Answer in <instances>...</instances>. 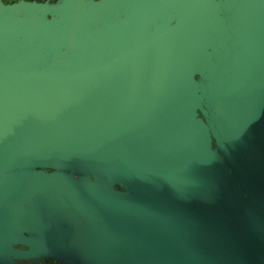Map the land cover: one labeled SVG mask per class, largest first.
Returning a JSON list of instances; mask_svg holds the SVG:
<instances>
[{"label":"water","instance_id":"obj_1","mask_svg":"<svg viewBox=\"0 0 264 264\" xmlns=\"http://www.w3.org/2000/svg\"><path fill=\"white\" fill-rule=\"evenodd\" d=\"M264 264V0L0 4V262Z\"/></svg>","mask_w":264,"mask_h":264},{"label":"rangeland","instance_id":"obj_2","mask_svg":"<svg viewBox=\"0 0 264 264\" xmlns=\"http://www.w3.org/2000/svg\"><path fill=\"white\" fill-rule=\"evenodd\" d=\"M0 264H7V263L0 262ZM12 264H79V262L74 258L53 256V257H39L36 259H28L24 261H15Z\"/></svg>","mask_w":264,"mask_h":264},{"label":"flooded vegetation","instance_id":"obj_3","mask_svg":"<svg viewBox=\"0 0 264 264\" xmlns=\"http://www.w3.org/2000/svg\"><path fill=\"white\" fill-rule=\"evenodd\" d=\"M18 1H32V2H44V1H48V2H53L54 0H0V4L2 5H8V4H12Z\"/></svg>","mask_w":264,"mask_h":264}]
</instances>
